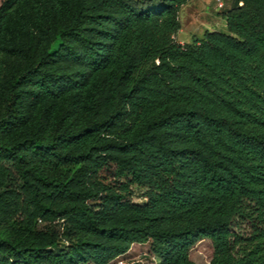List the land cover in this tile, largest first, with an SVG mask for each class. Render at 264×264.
Masks as SVG:
<instances>
[{"label":"trees","instance_id":"16d2710c","mask_svg":"<svg viewBox=\"0 0 264 264\" xmlns=\"http://www.w3.org/2000/svg\"><path fill=\"white\" fill-rule=\"evenodd\" d=\"M188 2L0 0V264H264V0L181 44Z\"/></svg>","mask_w":264,"mask_h":264},{"label":"rangeland","instance_id":"374dc122","mask_svg":"<svg viewBox=\"0 0 264 264\" xmlns=\"http://www.w3.org/2000/svg\"><path fill=\"white\" fill-rule=\"evenodd\" d=\"M233 0H224V7L219 8L215 0H189L180 9L181 29L176 40L181 43H192L201 39L206 32L228 33L224 14L233 7ZM135 192L141 189L135 187ZM257 221L253 215L236 216L231 231L234 236L245 238L255 229ZM214 254L213 242L202 239L190 251V258L197 264H209ZM109 264H160L159 258L150 250V244L133 245L124 255L117 257Z\"/></svg>","mask_w":264,"mask_h":264},{"label":"built area","instance_id":"2783aa9c","mask_svg":"<svg viewBox=\"0 0 264 264\" xmlns=\"http://www.w3.org/2000/svg\"><path fill=\"white\" fill-rule=\"evenodd\" d=\"M219 8L224 7V0H215Z\"/></svg>","mask_w":264,"mask_h":264}]
</instances>
